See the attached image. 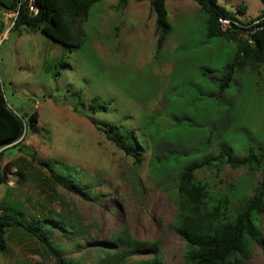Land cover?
<instances>
[{
	"label": "rangeland",
	"instance_id": "1",
	"mask_svg": "<svg viewBox=\"0 0 264 264\" xmlns=\"http://www.w3.org/2000/svg\"><path fill=\"white\" fill-rule=\"evenodd\" d=\"M119 2L94 3L82 23L86 39L72 48L39 30H13L14 16L0 11L6 100L20 114L38 113L37 133L30 132L24 148L11 155L32 165L8 170L0 203L3 198L19 202L26 215L42 213L49 222L66 217L69 226L56 225L51 237L71 264H95L98 249H115L111 236L123 230L144 245L131 263L150 259L153 252L146 248L154 244L165 264H184L185 243L174 229L178 205L169 186L174 179L158 180L150 159L165 154L176 166L175 158H190L182 152L191 149L209 157L224 150L235 156L264 150V65L236 71L220 89L218 78L235 46L221 37L207 38L206 18L195 0H165L171 32L157 55L150 0H127L123 7ZM217 3L244 23L256 20L262 8L260 0ZM241 7L243 13L237 11ZM93 98L104 108H92ZM110 123L130 131L140 162L97 128ZM45 159L54 167L56 160L76 167L79 187L70 189L50 177L40 164ZM216 163L195 175L213 197L235 189L234 206L264 178V158L255 170ZM259 219L263 246L254 245L243 264H264V211ZM5 246L0 264H58L48 248L21 230H8Z\"/></svg>",
	"mask_w": 264,
	"mask_h": 264
},
{
	"label": "trees",
	"instance_id": "2",
	"mask_svg": "<svg viewBox=\"0 0 264 264\" xmlns=\"http://www.w3.org/2000/svg\"><path fill=\"white\" fill-rule=\"evenodd\" d=\"M98 1L100 0H33L32 6L37 10L33 13L29 11L30 0H11L9 3L0 0V11L17 12L12 20L13 30L18 31L21 26L39 30L54 42L72 48L80 47L86 39L82 23L89 16L90 7ZM126 1L120 0L119 5L123 7ZM195 1L206 18L207 38L221 37L233 42L235 46L231 61L226 64L223 75L218 78L220 89L230 84L236 71L253 70L264 65V0H260L262 8L257 19L245 23L235 12L219 5L217 0ZM150 4L155 13L157 55L168 39L171 25L165 0H150ZM241 9L244 8L241 7L237 11L243 13ZM219 17L236 21L238 25L231 23V26L223 28L218 22ZM0 25L2 30L3 26ZM3 89V82L0 79V185L8 182L7 172L11 167L24 168V163H28L25 157L11 158V155L24 148V140L30 132L37 133L38 122L37 111L30 114L14 111L8 104ZM90 106L95 109L104 108L97 104L96 98L90 101ZM97 128L125 155L135 157L137 162L141 161L130 131H125L112 123ZM159 144L160 142L152 146L157 148ZM191 151L192 149L182 152L185 155L191 154L186 160L178 161L175 158L176 166L171 164L165 154L152 156L149 163L150 170L158 180H166L168 176L174 179L169 183L178 205L174 229L185 243L182 250L184 264H243L250 257L254 245L263 246L259 215L264 211V178L247 199H242L239 205L234 206L231 197L234 196L235 189L230 190L233 194L225 192L219 197H213L205 183L198 179L195 173L205 166H213L214 161L218 165L225 163L233 169L255 170L262 165L264 150L257 154L249 151L243 156H235L224 150L210 157L201 150L200 155L195 149ZM29 155L31 160L35 159V155ZM5 158L9 159L7 163H4ZM28 164L32 165L30 161ZM40 164L46 166L50 177H54L56 181H64L66 187L70 189L79 187L80 180L76 177L78 172L76 167L57 160L58 166L54 167L46 159ZM38 172L41 180H44V171L38 168ZM18 173L22 178L23 172L20 170ZM24 210L21 203L2 199L0 253L6 247L8 230L13 232L21 230L22 233L36 237L43 247L48 248L55 255L58 264H71L59 255L61 251L59 245L51 237V231L56 225L66 229L69 220L57 215L53 222H49L48 217H44L42 213L36 215L29 212L26 215ZM111 237L115 249L100 247L95 264H133L130 262L131 255L144 248V245L132 240L125 230L112 234ZM146 250L153 252L150 259H143L134 264H165L163 253L156 245L153 244Z\"/></svg>",
	"mask_w": 264,
	"mask_h": 264
},
{
	"label": "built area",
	"instance_id": "3",
	"mask_svg": "<svg viewBox=\"0 0 264 264\" xmlns=\"http://www.w3.org/2000/svg\"><path fill=\"white\" fill-rule=\"evenodd\" d=\"M32 3H33V0H30V2H29V11H30V12H33V13H36L37 10H36V8H34V7L32 6ZM8 15L11 16V18H12V16L16 17L17 12H9V13L7 14V16H8ZM218 22L220 23V25H221L223 28H226V27L231 26V23H233V24H235V25H238L236 21H231L230 19H227V18H224V17H219V18H218Z\"/></svg>",
	"mask_w": 264,
	"mask_h": 264
},
{
	"label": "crops",
	"instance_id": "4",
	"mask_svg": "<svg viewBox=\"0 0 264 264\" xmlns=\"http://www.w3.org/2000/svg\"><path fill=\"white\" fill-rule=\"evenodd\" d=\"M165 5H166V2H165ZM166 8H167V7H166ZM167 11H168V10H167ZM4 14H5V13H4ZM0 24H3V22H2V23L0 22Z\"/></svg>",
	"mask_w": 264,
	"mask_h": 264
}]
</instances>
